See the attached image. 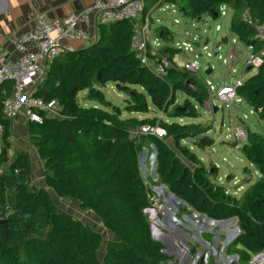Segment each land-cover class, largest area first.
Returning <instances> with one entry per match:
<instances>
[{
  "label": "trees",
  "instance_id": "obj_1",
  "mask_svg": "<svg viewBox=\"0 0 264 264\" xmlns=\"http://www.w3.org/2000/svg\"><path fill=\"white\" fill-rule=\"evenodd\" d=\"M164 4L175 5L189 18L207 15L213 20L220 17L221 5L227 4L234 10L231 30L247 45L263 47L241 14L248 7L252 17L264 24V0H163L160 5ZM149 9L144 7L143 19ZM98 28V38L92 44L66 50L48 62L46 76L34 94L57 100L60 112L57 117L44 116L41 124L30 122V142L45 162L47 185L58 197L75 199L81 209L91 210L115 239L104 247L101 232L63 210H53L47 226L41 228V211L52 208V199L46 189L33 188L29 154L24 151L9 156L11 121L0 103L4 126L0 211H12L9 231L0 224V264H162L171 259L164 253L163 243L151 235L145 209L151 206L152 192L141 175L142 145L132 136V129L159 125L174 144L204 133L200 124L178 120L197 118L190 98L204 105L207 94L198 86V75L188 70L170 66L165 76H158L144 65L132 47L129 21L103 23ZM165 32L162 28V36ZM164 49L168 53V48ZM169 56L173 60L174 55ZM188 80L196 90L187 87ZM110 83L130 96L124 109L103 92ZM81 91H87V99L98 106L80 104L77 97ZM179 91L186 95L182 104H177ZM238 93L264 119V64L244 81ZM151 108L173 121L122 115L124 110L148 114ZM148 138L157 150L160 183L195 212L217 221L236 217L240 232L228 252L239 256L237 264H250L251 256L264 250V138L250 134L244 146L260 177L238 197L213 183L210 178L215 173L203 165H188L163 138ZM205 140H200L201 146ZM182 150L190 160L194 158L188 149Z\"/></svg>",
  "mask_w": 264,
  "mask_h": 264
},
{
  "label": "rangeland",
  "instance_id": "obj_2",
  "mask_svg": "<svg viewBox=\"0 0 264 264\" xmlns=\"http://www.w3.org/2000/svg\"><path fill=\"white\" fill-rule=\"evenodd\" d=\"M157 16L161 17L160 21L155 18V25H152L153 38L162 36L161 27L167 30L163 35V45L168 48V53L181 62L197 60L200 65V74L197 76L198 86L207 94L206 103L201 105L195 99L190 98L196 105L198 111L197 118H180L181 122H195L201 125L206 131L197 136L185 138L178 144H174L172 138L164 137L168 144L172 145L178 155L191 167L197 164L203 165L207 171L215 173L211 181L223 186L228 193L236 197L240 196L248 187L256 182L260 177L259 169L253 165L247 158L244 146L248 141L250 134H257L264 138V119L260 118L254 108L240 96L241 105L233 102L229 109L221 101H217L215 107L209 104L210 89L208 82L215 85H221L227 78L229 81H235L240 78L246 80L256 73V70L243 69V63L250 51L248 45L242 42L239 37L231 30L232 15L219 17L213 20L207 15L197 18L186 17L178 8H167L160 11ZM178 20V23H176ZM217 25H221V30L217 31ZM159 26H161L159 28ZM225 42V43H224ZM183 43H190L193 52L185 51ZM223 43L220 53L226 58L227 51L232 44H241L245 55L237 65L235 72H230L228 65L218 55L209 57L207 52H214L218 44ZM207 45L208 50L203 51V46ZM111 87V88H110ZM102 88L106 97L113 101L120 108L124 109L130 96L120 93L112 86ZM87 91H81L78 94V102L83 105L87 99ZM186 95L179 91L177 93V104H182ZM90 101H86L88 105ZM97 103L98 102H93ZM122 115L137 118L157 117L158 119L172 122L171 118L165 116L162 112L151 108L150 113H129L122 111ZM30 124H23L24 129H15L12 125V137L9 139L10 149L9 156L15 157L20 152L26 151L29 154L32 168V186L33 188L46 189L52 199V208L44 207L41 211L39 222L42 229L47 226L50 213L53 210H63L73 216L81 219L86 224L91 225L97 231L101 232L104 237V247L110 239H115L112 232L104 227L100 219L91 211L83 210L77 200L65 197H58L54 190L46 183L45 162L42 161L37 150L30 142ZM142 127V126H141ZM141 127L132 129V136L138 138L141 142L142 151L139 154V167L141 175L152 192L150 196L151 206L149 211L153 210L155 216L151 217L150 213H145L150 224H153V231L156 240L163 243L167 251L165 254L171 257L162 264H234L239 261V256L228 252V241H233L235 235L240 232L239 221L234 223L230 220L226 223H215L212 218L195 212L187 205L175 200L172 195L164 191L159 177L157 175V150L152 141L148 138L149 134H143ZM243 130L245 137L238 139L234 136L236 130ZM206 139L204 145H200V140ZM3 146L0 140V152ZM188 149L193 155L189 159L182 149ZM6 166V165H2ZM189 211L191 215L183 218L181 221L187 227H179L178 214L183 211ZM196 213V214H195ZM12 215V211H0V219ZM205 217H204V216ZM209 219V220H208ZM212 220V221H210ZM219 221V220H218ZM179 227V229H178ZM188 228V229H187ZM239 229V232H237ZM0 235L2 236L1 232ZM155 239V238H154ZM103 251V249H102Z\"/></svg>",
  "mask_w": 264,
  "mask_h": 264
},
{
  "label": "built area",
  "instance_id": "obj_3",
  "mask_svg": "<svg viewBox=\"0 0 264 264\" xmlns=\"http://www.w3.org/2000/svg\"><path fill=\"white\" fill-rule=\"evenodd\" d=\"M163 0L158 1V7ZM173 7L175 5H172ZM145 0H95V2L78 11L71 12L62 19H50L38 17L33 29L23 33L14 41V48L18 55L13 57L10 48L0 44V103L3 114L12 123L23 116L29 123H43L44 116H59L60 107L58 101L47 100L35 96L34 92L40 81L46 76L48 62L60 56L65 49V42L90 41L88 27L94 24L111 23L117 21H129L133 28L132 47L137 57L154 74L165 76L170 66L185 69L195 75L200 74V65L197 60L181 62L175 57L171 60L163 45V37L160 35L153 38L152 22L150 18L143 19ZM220 17L234 14V10L227 4L221 5ZM242 21L255 29V37L262 44V48L248 45L250 51L243 63V69L257 70L264 64V24L256 21L246 7L241 14ZM178 23V20H176ZM217 31L221 25H217ZM225 43V42H224ZM185 51L193 52L190 43H183ZM223 43L216 46L215 51L207 52L209 57L216 56L223 59L228 65L230 72H235L241 63L245 52L241 44H232L226 58L220 53ZM208 46H203L207 51ZM245 80L240 78L229 81L227 78L221 85L208 82L210 89L209 104L216 106L221 101L227 108H231L233 102L241 105L239 87ZM4 126L0 122V140L3 141ZM143 134L154 135L159 138L167 136V131L159 126L144 125L141 127ZM234 136L238 139L245 137L243 130H236ZM13 138L12 135L9 139ZM18 173V170H16ZM150 209V208H149ZM157 214V212H156ZM205 217V216H204ZM217 223V222H216ZM250 264H264V250L251 256Z\"/></svg>",
  "mask_w": 264,
  "mask_h": 264
},
{
  "label": "crops",
  "instance_id": "obj_4",
  "mask_svg": "<svg viewBox=\"0 0 264 264\" xmlns=\"http://www.w3.org/2000/svg\"><path fill=\"white\" fill-rule=\"evenodd\" d=\"M94 2L95 0H0V44L10 48L13 53V57H15L18 55L13 44L15 39L21 36L23 33L33 29L36 25V20L38 17L41 16L50 19H62L67 17L71 12L82 10L92 5ZM157 4L158 2H156V0H145V7L150 8L146 17L150 18V21L153 25H155V18L157 21L161 20V17L157 16L160 11H163L169 7L177 8L176 6L173 7L171 4L159 8ZM99 25L100 24H94L88 27L90 41L87 43H83L81 41H68L64 43L65 49L74 50L92 44L98 38ZM160 27L161 26H159V28ZM110 86H112L114 89L116 88L114 83H110L106 87ZM86 101H90L89 104L92 103V105H88ZM86 101L83 103L84 106H98L96 105L97 103H93L95 101ZM25 123L29 124V122L23 116H20L14 121V123H12V125L18 130L24 129L22 125ZM161 186L164 191L166 190L167 196L172 195L166 186L163 184H161ZM189 215H191V213L188 210L183 211L182 214H178V220L176 221L177 224L180 221V228H182V226L187 227V225H184L185 223H182L181 221L183 218H188ZM230 220L218 221L217 223L227 224Z\"/></svg>",
  "mask_w": 264,
  "mask_h": 264
},
{
  "label": "water",
  "instance_id": "obj_5",
  "mask_svg": "<svg viewBox=\"0 0 264 264\" xmlns=\"http://www.w3.org/2000/svg\"><path fill=\"white\" fill-rule=\"evenodd\" d=\"M197 19H198V21H200V20L202 19V17H198ZM248 70H251V69L249 68ZM187 87H188V88H193L194 90H196V88H195L194 86L191 85V83H190L189 80L187 81ZM215 111H216V112L218 111V107H215ZM164 186H165V185H164ZM172 197H173L175 200H177V201H179V202H181V203H183V204H186L185 201L181 200V199H180L179 197H177L176 195L172 194ZM148 211H149V209L146 208V209H145V213H148ZM203 216H204V215H203ZM208 220H209V219H208ZM228 220H230V219H228ZM232 220H234V222H236V221H237V218L234 217V218H232ZM210 221H212V220H210ZM223 221H224V220H223ZM225 221H226V220H225ZM215 222H218V221H215ZM0 224H1V225H4V226L7 228V231H9V229H10V227H9V219H7V218L0 219ZM150 231H151V235H152V237L155 238V239H157L156 236H155V234H154L152 224H150ZM237 232H239V229H237ZM236 236H237V235H235V238H236ZM231 242H232V241L229 240V241H228V244H230ZM167 250H168V248H164V249H163V251H167ZM234 264H236V263H234Z\"/></svg>",
  "mask_w": 264,
  "mask_h": 264
},
{
  "label": "bare ground",
  "instance_id": "obj_6",
  "mask_svg": "<svg viewBox=\"0 0 264 264\" xmlns=\"http://www.w3.org/2000/svg\"><path fill=\"white\" fill-rule=\"evenodd\" d=\"M148 212L150 213V216H151V217H152V216H153V217L155 216V219L157 218L155 211L151 210V211H148Z\"/></svg>",
  "mask_w": 264,
  "mask_h": 264
}]
</instances>
